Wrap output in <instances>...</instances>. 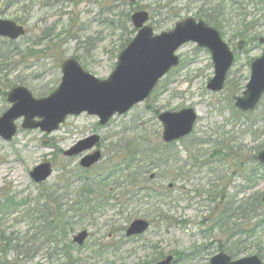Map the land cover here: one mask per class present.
Listing matches in <instances>:
<instances>
[{"label":"rangeland","instance_id":"rangeland-1","mask_svg":"<svg viewBox=\"0 0 264 264\" xmlns=\"http://www.w3.org/2000/svg\"><path fill=\"white\" fill-rule=\"evenodd\" d=\"M0 1V19L16 21L27 29V35L18 41L0 38V117L10 109L8 93L15 87H27L36 98L52 94L61 84V66L68 59H77L85 71L99 80L108 79L119 56L115 51L122 32L116 26L121 13L150 12L156 34L173 30L189 17L203 20L218 29L236 55L225 90L220 93L207 90L214 78L211 54L191 43L179 50L181 65L160 82L149 99L123 116L116 115L105 126L100 125L97 116L83 113L69 117L59 130L46 134L39 129H23V118L17 120L15 138L6 142L0 137V230L7 228L9 234L22 238L29 231L32 233L31 223L24 215L28 204L5 210L1 200L10 197L20 204L46 190L63 194L61 188L66 182L62 173L66 171L67 178L73 177L68 179L72 184L78 179L75 175L81 160L67 158L64 152L79 141L92 135L101 137L97 149L104 158L90 171L93 173L104 164H113L114 152L132 147L134 141L158 145L163 132L158 120L161 113L193 108L199 116L193 136L173 147L179 160L173 161L170 168L164 165L148 174L150 179L160 171L156 179H150V185L162 196V206L154 202L121 204L124 200L115 190L112 196L116 198L71 234V240L84 229L91 234L83 247L75 248L74 259L87 264H157L173 255L176 264H208L221 248L234 246L241 249L238 259L264 256V231L244 250L237 242L239 234L243 237L242 212L237 213L241 221L226 219L221 222L222 228L216 227L217 217L228 201L234 198L243 205L246 195H264V167L254 159L264 148V97L249 114H239L232 98L242 94L252 62L263 53V45L258 42L264 38L262 0H233L234 5L229 0H128L127 6L120 0L114 4L112 0ZM169 7L177 8L180 18L157 28L155 23L165 18ZM209 15L214 22L209 21ZM199 142L206 145H198ZM213 144L232 146L243 157L240 161L244 168L237 155L226 161L209 160ZM192 145H198L192 150L195 159L185 152ZM46 162L53 165L54 174L45 184L37 185L30 172ZM251 174L258 177L248 182ZM170 184L174 186L168 191ZM214 185L220 186L217 193L218 201H223L221 205L210 198ZM75 186L69 185L68 200L73 198ZM222 196L226 197L222 200ZM136 219L155 222L145 235L125 240L124 228ZM257 220L264 222L257 218L251 224ZM97 250L101 251L96 255ZM45 258L39 255L34 263L49 264ZM13 259L14 254L9 261Z\"/></svg>","mask_w":264,"mask_h":264},{"label":"water","instance_id":"water-1","mask_svg":"<svg viewBox=\"0 0 264 264\" xmlns=\"http://www.w3.org/2000/svg\"><path fill=\"white\" fill-rule=\"evenodd\" d=\"M264 1V0H263ZM150 19L148 12H138L132 16L137 35L120 54L118 64L112 75L106 80H99L84 71L74 59L62 65V82L49 97L34 98L25 87H17L8 94L11 108L0 118V137L11 142L17 134L16 121L24 118L23 129H40L51 134L57 131L70 116L87 113L97 116L101 125H106L116 115H124L139 103L144 102L153 92L156 85L168 72L177 67L180 58L176 56L179 49L188 43H195L198 48L207 49L212 55L215 75L207 89L221 92L225 88L228 73L232 68L235 55L225 43L220 33L205 22L188 18L176 25L170 32L156 35L154 29L147 25ZM25 35L22 26L11 21L0 20V36L16 40ZM264 45V38L260 39ZM264 95V50L263 55L251 66V77L241 96L235 97L236 107L248 112L254 110ZM37 119H39L37 121ZM198 116L193 108L180 112H166L159 116L163 125V140L174 143L193 130ZM100 142V137L92 136L76 144L65 153L75 157L93 149ZM102 155L100 151L86 156L81 166L91 168L97 164ZM264 165V150L258 156ZM53 174L50 163L36 167L31 178L38 184L46 182ZM264 206V197H263ZM150 227L145 220L134 221L127 230V236L144 234ZM89 234L83 231L74 238V243L83 246ZM174 257L168 256L158 264H173ZM211 264H263L258 256L243 258L232 262L226 254H219Z\"/></svg>","mask_w":264,"mask_h":264},{"label":"trees","instance_id":"trees-1","mask_svg":"<svg viewBox=\"0 0 264 264\" xmlns=\"http://www.w3.org/2000/svg\"><path fill=\"white\" fill-rule=\"evenodd\" d=\"M113 4L115 0H112ZM124 5H128V0H120ZM231 5H234L233 0H229ZM173 4V3H172ZM171 4V5H172ZM169 10L165 13V18L156 22L157 28H160L170 20H176L180 18V12L175 7L166 8ZM161 12V16H163ZM212 15H209V21ZM153 21V17H152ZM216 24V23H215ZM116 26V25H114ZM121 32L120 44L115 51L118 55L129 45L132 38L136 34V30L131 24L130 14L121 13L119 15V23L116 26ZM235 95V94H234ZM239 113V112H238ZM239 114H242L241 112ZM249 114V113H248ZM205 144L206 142H199L198 145ZM132 147H125L120 149L119 152H114L115 162L113 164L102 165L93 173L90 171H84L77 168L76 175L78 179L69 184V180H73V177H68V172L64 171L63 178L65 179V185L61 189H64L63 194H59L46 190L45 194L41 193L37 198H26L18 204L14 198L5 197L1 200L3 209H11L27 205L29 208L24 213L25 218L31 223L32 233L26 234L23 238L15 235V233L8 232L7 228L0 230V264H35V259L39 255L46 257V261L49 264H83L84 262L74 259L73 251L78 248L71 240V234L76 231L86 219H94V217L104 209L111 199L116 198L112 196L115 190H119L118 197L124 201L121 204H142L149 202L151 204L162 206V197L157 188L151 186V180L148 174L153 170H159L164 165L165 167L171 164L175 160H179V153L175 152L173 147L175 144L166 145L164 142H160L158 145H154L152 141H134ZM198 145H192V147H186L185 152L189 154L190 159H195L196 156L192 155L193 148ZM213 152L209 160L226 161L230 157L238 156L237 152L231 146L225 147L222 144H213ZM243 157L238 156L239 163L244 165L240 161ZM257 161V156L254 157ZM160 172V171H159ZM157 172L156 176L160 173ZM258 174H251L249 181L257 178ZM74 186L77 188L76 192L71 200L66 197L68 187ZM220 186L214 185L215 190L211 193L212 202L218 201V188ZM225 189V187L223 188ZM169 191V187L167 189ZM226 190V189H225ZM224 190V191H225ZM57 193V194H56ZM246 195L243 197V205L234 198L228 201L225 205V210L217 217L216 227L222 228L221 222L224 220L229 221H241L238 218V212H242L243 215V250L245 245L257 238L260 232L264 231V222L259 220L251 224L253 219L261 218L264 220V209L262 205V195ZM226 196H222L223 200ZM221 205L223 201H218ZM33 205V206H31ZM155 221L151 220V223ZM126 230V228H124ZM236 239L237 242H241L242 236ZM123 238L126 237L124 236ZM238 243V244H239ZM101 250H97L94 253L97 255ZM222 252H226L231 257L238 258L240 254V248L228 247L227 249L221 248ZM14 254L13 261H9L10 255ZM183 255H178L182 257ZM260 257L264 256L259 254ZM41 264V263H38ZM87 264V263H84Z\"/></svg>","mask_w":264,"mask_h":264}]
</instances>
